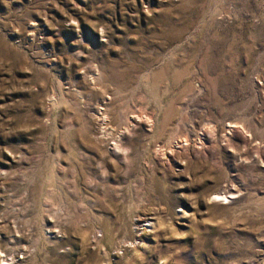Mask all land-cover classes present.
<instances>
[{"label":"rangeland","instance_id":"rangeland-1","mask_svg":"<svg viewBox=\"0 0 264 264\" xmlns=\"http://www.w3.org/2000/svg\"><path fill=\"white\" fill-rule=\"evenodd\" d=\"M0 264H264V0H0Z\"/></svg>","mask_w":264,"mask_h":264},{"label":"bare ground","instance_id":"bare-ground-1","mask_svg":"<svg viewBox=\"0 0 264 264\" xmlns=\"http://www.w3.org/2000/svg\"><path fill=\"white\" fill-rule=\"evenodd\" d=\"M118 148V147H117ZM121 148V147H120ZM119 149V148H118ZM122 150H123V148H122Z\"/></svg>","mask_w":264,"mask_h":264}]
</instances>
